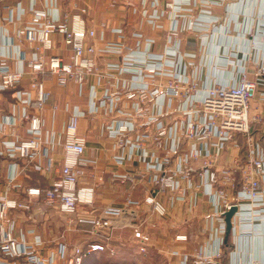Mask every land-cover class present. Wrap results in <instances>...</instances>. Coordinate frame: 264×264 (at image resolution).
I'll return each mask as SVG.
<instances>
[{"label": "built area", "instance_id": "obj_1", "mask_svg": "<svg viewBox=\"0 0 264 264\" xmlns=\"http://www.w3.org/2000/svg\"><path fill=\"white\" fill-rule=\"evenodd\" d=\"M121 1L151 28H163L162 21L168 18L170 23L165 29L161 53L152 52L154 39L136 28L130 32L132 47L123 44L125 36L121 27L111 29L120 40L104 39L103 31L98 35L94 27L86 25L85 7L74 5L75 12L71 15L60 11L58 0H42L40 7L37 0H30L27 8L20 1L3 7V21L11 26V30L4 29L6 43L16 44L18 66L11 68L6 62L8 55L0 52V94L13 91L10 110L0 112V264H58V259L63 264H80L87 254L114 252L109 233L102 242H89L85 248L69 247L61 242L55 254L44 255L37 247L41 242L39 237L34 244H29L17 236V220L12 215L13 210H30L32 198L67 214L76 213L80 205L92 203L94 188L78 183L82 167L87 163L83 159L85 139L79 134L78 126L82 117L98 111L108 116L122 115V119L110 118L106 130L117 148L139 151L138 160L150 175L145 181L143 201L152 205L153 211L167 217L169 207L184 199L186 191L192 187L202 191L209 200L214 209L206 214L211 243L209 248L198 247L194 251L193 264H221L217 259L222 257L228 239L226 213L232 207H237L232 219L239 217L244 224L264 221V113L252 114L255 104L256 108H264V60L254 58L251 63V57L242 58L236 80L214 82L200 96L196 93L195 77L187 73V69L195 66L191 60L195 56L179 52L180 33L183 30L208 31L218 19L212 18L208 9L194 13L191 8H185L190 0H169L164 5L160 0ZM115 3L116 0H111L110 5ZM25 14H29V19L22 22ZM17 22L20 24L16 26ZM57 37L70 50L67 60L58 54H46L56 47ZM95 39L102 42L100 48L96 47ZM254 40L252 37L249 43ZM21 42L30 47L28 57L18 46ZM97 53L118 56L119 61L107 63L103 70L96 62ZM26 75L29 76L28 88H23L20 83ZM48 75L61 86L73 82L81 87L94 75L99 85L105 81L100 96L94 86L89 88L86 110L78 106L67 109L69 115L61 133L43 129L41 113L50 95L43 79ZM156 77L163 78L165 83L156 82ZM110 78L118 80L119 84L110 82ZM163 96L170 110L152 111L151 107ZM123 98L131 100L130 111L122 107ZM174 102L176 105L172 106ZM56 108L53 106V111ZM167 113L176 115L169 126L162 120ZM254 123L263 125L260 139L252 131ZM238 136L245 138L244 152L227 166L216 168L230 143L241 147ZM149 142L154 144L155 151L163 150V155L150 151ZM58 143H61L63 158L52 183L45 188L25 187L26 199L12 197V190L23 188L21 176L50 168L49 152ZM41 157L47 159L44 167ZM131 158L132 153L114 157L118 164ZM198 160L200 164L195 166ZM1 162H5L3 175ZM237 172L240 182L236 181ZM195 174L200 181L198 184L194 183ZM117 178L127 179L133 185L145 180L142 171L130 176L117 175ZM159 194H167L166 203ZM245 200L249 201L247 207L242 203ZM125 202L126 205L140 203L130 197ZM121 211L120 207L107 206L102 209V215L80 221L89 223L96 233L109 227L110 219ZM150 235L140 225L133 229L132 236L140 252L149 245ZM175 238L187 239L186 235ZM187 261L188 255H184L181 264Z\"/></svg>", "mask_w": 264, "mask_h": 264}, {"label": "crops", "instance_id": "obj_2", "mask_svg": "<svg viewBox=\"0 0 264 264\" xmlns=\"http://www.w3.org/2000/svg\"><path fill=\"white\" fill-rule=\"evenodd\" d=\"M18 1L27 8L30 0H3L0 2V52L6 53V62L11 68L18 66V58L15 46L6 43L4 29L11 30V26L3 21L5 16L4 5H15ZM38 1L40 7L42 0ZM169 0H160L162 5ZM111 0H58L59 9L62 13L71 15L75 12L74 5L85 7L86 25L94 27L99 35L103 31L104 39L120 40L117 34L111 29L121 27L124 31L122 38L125 46L132 47L133 40L130 32L133 28L140 29L152 39L154 44L152 52L161 53L163 50V36L165 29L170 21L168 18L163 19V28L154 29L147 23L140 20L137 14L132 13L124 7L121 0L111 6ZM185 8H191L194 13H199L201 9L210 11V15L218 22L213 24L208 31L197 33L190 30H183L180 33L179 52L186 55H194L191 59L195 66L187 69L188 75L196 79L197 94L200 96L204 90L214 82L232 83L238 76V64L242 58L251 57L252 63L254 58L264 60V0H190ZM185 16H188L185 13ZM29 19V14H25L22 22ZM20 22L16 23V26ZM255 38L254 43L249 40ZM57 44L52 51L46 54H58L67 60L70 50L66 47L60 37L56 38ZM96 47L100 48L102 42L94 40ZM19 48L30 55V47L27 43L21 42ZM99 67H103L109 62H118L119 57L97 53L95 55ZM188 61V60H186ZM104 70V69H103ZM156 82L165 83L164 79L156 77ZM109 81L119 84L118 80L112 78ZM43 82L50 92L44 110L41 113L43 119V129L53 130L61 133L64 129L68 118L67 109L78 106L84 110L87 109L89 99V88L94 86L97 96L102 93L105 81L99 85L96 75L91 76L87 83L81 87L73 82L61 86L58 85L53 76H45ZM29 76L26 75L20 83L23 88H28ZM13 91L7 90L0 94V112H7L11 108L13 101ZM157 104L151 107L152 111L160 109L163 112L169 111L167 99L159 97ZM121 105L124 109L130 111L131 100L123 98ZM176 102L172 106H175ZM53 106L56 110L53 111ZM254 105L252 114L264 113V108H256ZM111 119H122L120 113L112 116L105 115L102 111L95 114H87L79 120L78 132L85 139V151L83 159L87 161L82 167V173L79 175L78 183L80 186H91L94 188L93 201L90 205H80L74 214L61 212L57 207H50L42 200L32 198L30 210H13L12 215L17 220V236L29 244H34L37 237L41 242L37 245L44 255L55 254L57 247L62 242L69 247L82 246L86 247L89 242H102L104 237L111 234L110 243L116 238L117 233L129 232L130 240L134 248L137 249V241L133 238V229L142 227L150 232V242L147 249L155 243V235L164 232L165 239H162L160 248L165 258V264H181L184 255H188L187 264H193L192 254L198 247L209 248L210 237L208 235V220L206 214L214 212L209 200L202 191L197 188H189L186 191L185 198L177 200L169 207L167 217H161L153 211L152 205L143 201L147 183L145 182L150 176L144 170V164L138 160L139 151L128 148H117L115 140L108 136L106 125ZM176 115L167 113L163 116V123L172 125ZM262 123H254L252 131L257 139L262 135ZM153 132L152 128H149ZM20 133H23L20 129ZM241 147H236L230 143L227 150L219 157L216 168L230 164L235 157L245 150V138L237 137ZM147 148L156 153L163 155V150L155 151L152 142L147 143ZM127 155L132 153V158L118 164L114 157L118 154ZM52 158V164L48 170L37 172L29 171L28 175L20 177L23 188L12 190L10 195L15 198L26 199L25 187L37 186L45 188L56 178L62 164L63 151L61 143L56 144L49 152ZM43 167L47 164V159L41 157ZM5 162H1V174L5 173ZM199 160L194 162L198 166ZM136 171H142L145 180L136 185L130 181L121 180L117 175H134ZM236 181L240 182V174H235ZM200 181L198 176L194 175V183ZM230 194L233 192L230 190ZM139 200L138 205H126V199ZM160 199L166 203L167 194H159ZM247 207L249 201H242ZM107 206L120 207L122 211L117 217L110 219V226L93 233L91 225L81 219H90L94 216L102 215V209ZM243 210L246 208L243 207ZM233 231L228 236L233 244L232 250L223 261L222 257L217 259L221 264H264V221H253L243 223L239 217H234ZM246 228L247 231L244 229ZM75 236H73L75 230ZM79 232H82L79 234ZM176 235H186V240H177ZM158 242V241H157ZM153 247H158L154 245ZM71 252L69 251L68 254ZM58 264L63 261L57 260Z\"/></svg>", "mask_w": 264, "mask_h": 264}, {"label": "rangeland", "instance_id": "obj_3", "mask_svg": "<svg viewBox=\"0 0 264 264\" xmlns=\"http://www.w3.org/2000/svg\"><path fill=\"white\" fill-rule=\"evenodd\" d=\"M75 233L77 234L76 230L73 236H75ZM80 233L82 232H79V234ZM166 235L168 234L162 231L157 233V235H155V243L157 244H152L151 247L148 249L146 248L144 252H140L138 248H134L131 243L129 232L117 233L116 238L112 240L113 244H111L114 252L94 253L89 256L91 258L87 260V262L91 264H165V258L160 248V241L165 239ZM154 245L158 247H153Z\"/></svg>", "mask_w": 264, "mask_h": 264}, {"label": "trees", "instance_id": "obj_4", "mask_svg": "<svg viewBox=\"0 0 264 264\" xmlns=\"http://www.w3.org/2000/svg\"><path fill=\"white\" fill-rule=\"evenodd\" d=\"M233 248V244L231 243L230 239H227L226 243H225V246H223V254H222V260L225 261L226 260V257L227 255L229 254V252L232 250ZM101 252H104V251H101ZM94 253H99V252H93V253H90V254H87L85 255L83 258H82V261L80 264H91L89 262H87V260H89L91 257H89L90 255L94 254ZM104 253H107V252H104ZM88 257V258H87ZM87 258V259H85ZM85 259V260H84ZM87 262V263H86Z\"/></svg>", "mask_w": 264, "mask_h": 264}, {"label": "water", "instance_id": "obj_5", "mask_svg": "<svg viewBox=\"0 0 264 264\" xmlns=\"http://www.w3.org/2000/svg\"><path fill=\"white\" fill-rule=\"evenodd\" d=\"M236 211H237V207L234 206L226 213V221H227V225H228L227 237L231 234V231H232V228H233V226H232V217L234 216Z\"/></svg>", "mask_w": 264, "mask_h": 264}]
</instances>
